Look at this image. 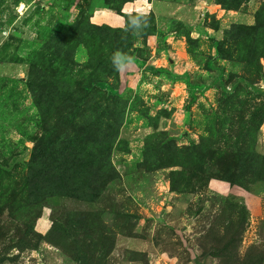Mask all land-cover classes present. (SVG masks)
<instances>
[{
  "label": "rangeland",
  "instance_id": "1",
  "mask_svg": "<svg viewBox=\"0 0 264 264\" xmlns=\"http://www.w3.org/2000/svg\"><path fill=\"white\" fill-rule=\"evenodd\" d=\"M0 264H264V0H0Z\"/></svg>",
  "mask_w": 264,
  "mask_h": 264
},
{
  "label": "clouds",
  "instance_id": "2",
  "mask_svg": "<svg viewBox=\"0 0 264 264\" xmlns=\"http://www.w3.org/2000/svg\"><path fill=\"white\" fill-rule=\"evenodd\" d=\"M123 59H126V58H124L120 52L115 53L114 56L112 57V62H113L114 67L119 68L120 64L117 61L123 60Z\"/></svg>",
  "mask_w": 264,
  "mask_h": 264
}]
</instances>
